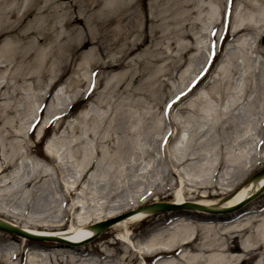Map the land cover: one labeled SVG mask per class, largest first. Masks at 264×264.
<instances>
[{
  "label": "rangeland",
  "instance_id": "1",
  "mask_svg": "<svg viewBox=\"0 0 264 264\" xmlns=\"http://www.w3.org/2000/svg\"><path fill=\"white\" fill-rule=\"evenodd\" d=\"M197 1L199 8L186 20L190 23L186 29L188 34L174 36L173 40L198 47V51L192 56L187 53L172 68L167 65H173L179 51L174 45L169 47L167 39L162 36L153 42L148 40L113 68L104 66L120 58L121 44L97 51L96 47L91 49L89 43L71 52L61 43L47 56L46 71L40 78L16 80L13 77L18 71L33 68L34 55L24 60L17 58L8 67L0 69V84L7 82L19 91L0 89V108L6 104L13 110L2 113L4 120H0V166L9 165L0 174V210L18 217L23 223L59 225L57 229H65L73 216L84 220L93 214H108L142 202H167L174 198L178 188H182L184 197L189 200L195 198L197 192L219 194L222 188L228 189L240 181L242 171L250 174L255 169L264 168V77L260 82L254 74H264V46L256 48L257 31H250L239 36L246 42V48L240 50L239 37H229L230 31L225 30V24L218 27L213 39L212 27H207L210 21L203 10L207 0ZM241 1L237 3L236 18L251 14ZM138 2L141 9L148 0ZM223 4L226 5L227 0L220 5L225 23L228 19L231 21L233 13H228V8L225 11ZM204 23L205 28L202 27ZM175 26L174 23L166 25L170 29ZM224 35L225 41L221 43ZM51 43L53 45L51 41L40 42L37 52H49ZM152 54L159 60H152ZM243 56L249 57V66ZM223 65L228 67V78L224 80L219 74ZM186 69L182 84L181 73ZM196 77L200 80L197 88L189 97L184 98L187 91L180 97L182 90L176 91L185 88ZM213 81L217 91L212 90ZM236 86L240 89L236 94L238 107L223 108L222 103L235 93ZM200 95L213 101L217 113L225 111L220 114L219 125L214 130L208 128L211 120L200 117L195 110ZM192 101L194 108H184ZM188 116L194 120L185 135L190 141L185 150V159H189L185 165L176 159L171 147ZM83 117L88 118L86 122L82 121ZM89 117H97V123L90 122ZM136 121L137 126L132 128ZM227 124L232 126L227 127ZM223 127L226 129L222 130ZM81 128L86 131L81 133ZM120 138L126 140L125 162L119 166L123 174L105 179L110 183L104 188L96 181L101 171H95L92 180L88 175V180L80 184L76 193L68 195L67 191L73 189L79 177V167L71 165L77 163L78 148L90 142L94 156L103 153L113 160L115 145ZM47 139L48 146H44ZM58 141H66L59 150L54 148ZM214 144L208 154L212 171L196 178L195 168ZM14 145L18 153L13 156ZM240 149L245 152L244 161L237 167L228 165L225 153H236ZM215 163L222 164L220 170L215 168ZM101 166L105 167L104 163ZM36 167L48 176H40V181L28 185L26 180L38 175L33 174ZM112 167L118 168L117 163ZM70 203L81 208L79 213L73 214ZM249 207L263 209L264 193L240 210L246 212ZM158 216L167 218L168 215H154L139 225H132L131 233L138 235ZM110 223L97 237L76 244V248L87 252L108 240L111 237L107 236ZM9 235L10 238L13 236L10 242L18 247L21 239L10 233L7 237ZM44 241L27 239L26 242L30 245L49 244ZM20 258L23 260L24 256Z\"/></svg>",
  "mask_w": 264,
  "mask_h": 264
},
{
  "label": "bare ground",
  "instance_id": "2",
  "mask_svg": "<svg viewBox=\"0 0 264 264\" xmlns=\"http://www.w3.org/2000/svg\"><path fill=\"white\" fill-rule=\"evenodd\" d=\"M138 1L0 0V69L8 67L17 58L24 60L34 55L33 62L28 61L33 64V68H26L24 72L17 70V74H13V77L16 80L23 77L40 78L46 71L44 63L47 56L53 53L52 49L60 47L61 43L67 46V51L71 50V52L77 50L80 45L85 46L89 43L91 49L96 47L97 51L121 44L120 58L116 59L113 64L106 63L105 66L103 65L104 68L120 65L122 59H126L148 40L153 42L162 36L167 39L169 47L174 45L179 51L177 58L172 62L173 65L168 63L167 66L170 68L187 53L192 56L198 51V47L178 44L176 40H173L174 36L188 34L186 29L190 23H187L186 20L199 8L197 0H148L147 5L143 3L141 9L138 7V4L140 5ZM222 1L207 0L203 8L210 21V25H206L212 27L213 39L217 35L218 27L225 24V30L230 31L229 37L233 38H238L250 31H257L256 48L264 46V0H255L259 5L254 4L253 0H242L244 9L251 14L238 18L235 13L239 0H227L228 6L223 4L225 11L229 8V13L233 14L232 20L228 19L225 23L220 14L224 13V10L220 9ZM168 23H174L176 26L172 29L167 28ZM202 27L205 28V23ZM57 29H59L58 33ZM131 36L132 39H129ZM237 40L240 50L246 48L245 38L239 37ZM45 41L53 42V45L51 43V52L38 53L40 42ZM194 42L198 43L196 38H194ZM155 50H158V47ZM151 56L152 60H159L155 54ZM243 59L248 65L249 57L243 56ZM187 69L181 73L182 84ZM219 74L222 80L227 79L228 67L226 65L220 67ZM254 74L256 79L261 82L264 74L260 72ZM196 78L189 84L187 83L185 88L176 91L182 90L179 93L182 94L180 97L184 94H187V96L184 95V98L189 97L194 88H197L200 80ZM0 86V89L11 88L7 82L1 83ZM215 86L213 81L212 90L217 91ZM11 89L13 92L19 93L17 89ZM234 90L235 93L229 96L225 103H222L223 108L232 107V105L234 108L238 107L236 94L240 91L239 86H236ZM184 91L187 92L183 94ZM198 98L195 110L200 117L211 120L208 128L214 130L219 125L220 114H225V111L217 113L213 101L202 95ZM170 102L168 107L171 105ZM193 105L192 101L187 103L184 108H194ZM0 110V120H4L2 113L13 111L6 104ZM86 119L88 118L83 117L82 121L86 122ZM89 120L96 124L98 118L89 117ZM193 120L194 118L190 116L186 118L185 125L182 126L171 147L173 155L181 164H185L189 160L185 159V150L190 141L185 135ZM154 123L156 126L159 125L157 122ZM136 126L137 121L131 125L132 128ZM199 126L201 127L203 124H199ZM226 126L231 127L232 125L227 124ZM225 129L226 127L222 128V130ZM85 131L86 128H81V133ZM133 144H135L134 141ZM65 145L66 141H58L54 148L59 150ZM125 147L126 140L124 138L117 140L116 155L113 160L103 153L99 157L94 156L90 142H86L78 148L77 163H69L73 168L79 167V177L75 181L73 189L67 191L68 195L72 196L76 193L80 184L85 179L88 180V175L92 180L96 175L95 171H101L97 175L98 180L96 179V181L102 183L103 187L110 183L107 181L109 178H117L122 175L123 172L119 166L125 162L123 156ZM214 147L215 144L211 146V151H206L203 162L195 168L196 178L203 177L212 171L211 158L208 154H211ZM11 151L13 156L18 153L15 145L12 146ZM224 159L228 165L237 167L244 161L245 152L243 149L236 153L228 151L225 153ZM102 163L105 167L101 166ZM113 163H117L118 168L113 169ZM218 163H215V168L220 170L222 164ZM8 167L9 165H1L0 174ZM33 170V174L38 173V175L35 174L34 177L26 180L28 185H34L36 180L40 181V176H48L39 167L33 168ZM105 179L107 180L105 181ZM112 183H115L114 180ZM195 183L201 182L195 181ZM263 189V169H255L250 174H245L242 171L241 180L228 189L222 188L219 194H215V191H213L215 195L206 191L201 193L195 191L197 196L189 200L184 197L182 188H178L175 190L174 198L167 202L181 205L182 207L179 208L163 212V210H157L156 205L145 206L146 202H142L108 214L95 216L93 214L84 220H78L76 216H73L69 226L65 229H57L59 225L23 223L18 217L0 210V223L14 226L31 235L45 237L44 242L49 243L30 245L26 242V237L16 235L21 239V244L16 247L13 242H10L13 236L7 237L9 233L3 234L0 231V264H143L142 258L145 260L147 257L152 258L151 264H264V208L249 207L246 212L240 210L262 195ZM112 192L116 193L115 190ZM254 193L256 196L249 200L254 196ZM188 204L190 206H184ZM240 206L241 208H239ZM70 209L74 211L73 214L79 213L81 210L74 203H70ZM163 213L168 215L167 218L158 216L138 235L131 233L132 225H139L144 220ZM111 219L114 220L107 228V236L111 237L90 251L85 252L83 249H78L76 244L71 242L94 232L97 223ZM113 233H115L114 236ZM24 254L26 257L21 260L20 257Z\"/></svg>",
  "mask_w": 264,
  "mask_h": 264
},
{
  "label": "water",
  "instance_id": "3",
  "mask_svg": "<svg viewBox=\"0 0 264 264\" xmlns=\"http://www.w3.org/2000/svg\"><path fill=\"white\" fill-rule=\"evenodd\" d=\"M155 205L157 206V210L158 209L168 210V209H172V208L182 207L181 205L164 203V202L153 203V204H150L148 206H155ZM184 206H190V204L184 205ZM110 222H112V221H104V222L96 224L95 227L97 228V230L99 232L106 226L107 223H110ZM0 229L4 230L6 232H9V233H15V234L24 236V237L29 238V239H34V240H41L42 239V237L31 235V234L26 233L25 231H22L21 229L16 228V227L11 226V225H5V224L0 223Z\"/></svg>",
  "mask_w": 264,
  "mask_h": 264
}]
</instances>
